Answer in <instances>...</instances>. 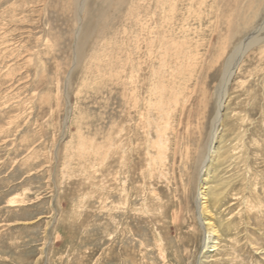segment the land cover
Wrapping results in <instances>:
<instances>
[{"label": "rangeland", "instance_id": "rangeland-1", "mask_svg": "<svg viewBox=\"0 0 264 264\" xmlns=\"http://www.w3.org/2000/svg\"><path fill=\"white\" fill-rule=\"evenodd\" d=\"M263 23L264 0H0V264H264ZM257 30L205 164L210 253L201 170Z\"/></svg>", "mask_w": 264, "mask_h": 264}, {"label": "bare ground", "instance_id": "bare-ground-1", "mask_svg": "<svg viewBox=\"0 0 264 264\" xmlns=\"http://www.w3.org/2000/svg\"><path fill=\"white\" fill-rule=\"evenodd\" d=\"M101 1V0H100ZM108 1V0H107ZM107 3V2H106ZM148 16V15H147ZM148 24V23H147ZM262 30H264V23L262 24ZM134 29V28H133ZM133 31V30H132ZM147 31V30H146ZM261 31V30H260ZM259 31H255L254 34H252L250 37H248L234 52V54L230 57L229 62L226 67V71L222 80V90H221V98L219 103V108L217 112V116L213 123V134L211 137V144H210V156L209 159H206L203 168L201 170V175L203 176L200 181L199 186V192L197 196V210L199 215V220L201 221L202 226L204 227L205 233H206V239H205V249L208 248L209 252H214L216 248V229L214 228V224L212 223V220L210 219V215L207 212V204H208V193L210 197H213L214 204L218 202L219 196L222 194L221 188H219L220 185H211L210 178L205 177L209 173L205 170L206 168V162L211 160V156L214 155V157L219 155V152L215 149V142L217 140L218 134V125L222 122V115H223V109H224V103H226L224 100H226V88L233 76V71L238 67V65L241 62V58L244 56L245 52H247L250 48H252L256 43L260 41L258 37ZM150 46V45H149ZM145 58V57H144ZM31 79V78H30ZM220 156V155H219ZM205 159V157H204ZM206 164V165H205ZM210 170V169H209ZM213 183V182H212ZM222 185V184H221ZM223 191L226 189L225 183H223ZM225 192V191H224ZM212 202V203H213ZM220 204V203H219Z\"/></svg>", "mask_w": 264, "mask_h": 264}]
</instances>
